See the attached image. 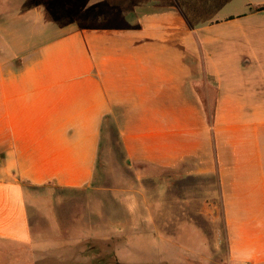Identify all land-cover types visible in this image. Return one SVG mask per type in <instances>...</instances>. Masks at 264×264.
I'll use <instances>...</instances> for the list:
<instances>
[{"label":"crops","instance_id":"obj_1","mask_svg":"<svg viewBox=\"0 0 264 264\" xmlns=\"http://www.w3.org/2000/svg\"><path fill=\"white\" fill-rule=\"evenodd\" d=\"M51 2L18 15L0 4V264L78 263L63 256L78 248L75 220L65 227L41 190L93 186L110 148L159 190L150 210H127L148 219L119 232L118 264L208 263L192 217L217 208L224 260L264 264V0H215L219 19L138 0L101 27L90 13L63 22Z\"/></svg>","mask_w":264,"mask_h":264},{"label":"rangeland","instance_id":"obj_2","mask_svg":"<svg viewBox=\"0 0 264 264\" xmlns=\"http://www.w3.org/2000/svg\"><path fill=\"white\" fill-rule=\"evenodd\" d=\"M15 4L13 10L10 8L9 12H13L14 15L28 10V8L35 5H40L42 3L51 2L50 0H10ZM138 0H52L51 4H61L62 10L60 13L61 20L63 22L70 19V14L79 13L80 22H86V18L81 17L82 13L94 14L92 20L93 24H86V26L91 27H101L109 26L114 23L117 24L121 20V14L123 9L126 7H132ZM147 1V0H141ZM181 1V2H180ZM176 0L174 5L178 4L179 7L183 4V0ZM3 0H0V4ZM159 4L167 5L168 3L173 5L172 0H157ZM188 5V8H183L184 13L193 16V13L197 16L210 17L219 19L226 11V6H221L216 4L215 0H187L184 2ZM52 4V5H53ZM53 8V7H52ZM54 11L53 9H51ZM222 11V12H221ZM107 14V16H106ZM187 14V17L189 15ZM102 15H105L102 18ZM68 16V17H67ZM60 18V17H58ZM84 25V24H83ZM81 26V25H80ZM117 137L111 134L110 142L111 145L116 146ZM101 144L100 149V159L105 155L104 145ZM106 157H104L105 167L96 169V179L93 186L86 189L78 190H61L53 187H48L45 190H41L43 194L47 197V205L50 208L60 209L62 211L61 220L63 225L66 227L70 224L71 219L75 220L74 228L75 238H78V248H64L63 256H66L68 260L78 256L77 264H118L115 259V252L118 245H122L125 241V237L119 239V232L130 231L134 226H145L144 220L148 218L131 216L127 210L129 209H139V210H150L152 208L151 195L158 192V187L153 180L149 178L138 180L132 170L121 168L122 157L116 148L105 149ZM211 185L206 182L207 190H209ZM161 188V189H160ZM198 188L197 185H183L182 183L175 186V192L178 194L182 193H194L193 189ZM160 191L165 192L167 189L166 184L159 186ZM197 190V189H196ZM208 199V207H211ZM160 202V201H159ZM155 202V203H159ZM214 202V201H213ZM164 201V206L159 208L166 209ZM153 205V204H152ZM74 210L77 212L78 216L71 218L70 214L64 213L65 211ZM89 212V213H86ZM108 212L107 215H104ZM220 209L217 208V213H208V217H192L193 221L201 226L202 228L206 226V235L208 239L213 242L211 251V258L208 259V263L203 264H230L224 260L225 250L220 247V243L214 244L217 237L212 228L214 218H219ZM103 214V215H102ZM93 215V216H88ZM156 216V215H155ZM148 217V216H145ZM166 217L159 216L158 220H165ZM150 226V224H149ZM94 228L95 238L94 240H84L87 230ZM151 227V226H150ZM111 232V233H110ZM162 233L165 234V231ZM111 234V236H110ZM48 235V234H47ZM50 236V235H48ZM110 236L109 239L105 238ZM47 237V236H46ZM104 237V238H103ZM154 243H157L155 241ZM189 244V243H187ZM216 246V248L214 247ZM77 253V255H76ZM209 260L213 261L209 263ZM41 264H55L54 259H44ZM188 264H191L192 260L188 259ZM74 264V263H73ZM196 264V263H192Z\"/></svg>","mask_w":264,"mask_h":264},{"label":"trees","instance_id":"obj_3","mask_svg":"<svg viewBox=\"0 0 264 264\" xmlns=\"http://www.w3.org/2000/svg\"><path fill=\"white\" fill-rule=\"evenodd\" d=\"M256 10H257V11H261V10H264V7H261V8H257Z\"/></svg>","mask_w":264,"mask_h":264}]
</instances>
